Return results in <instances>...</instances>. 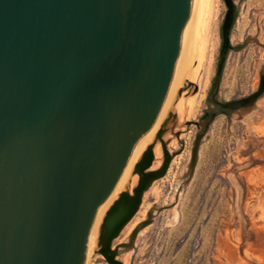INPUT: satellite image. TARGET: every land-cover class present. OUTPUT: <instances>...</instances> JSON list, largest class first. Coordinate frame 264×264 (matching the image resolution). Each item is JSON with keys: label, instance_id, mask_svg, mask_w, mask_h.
Masks as SVG:
<instances>
[{"label": "water", "instance_id": "obj_1", "mask_svg": "<svg viewBox=\"0 0 264 264\" xmlns=\"http://www.w3.org/2000/svg\"><path fill=\"white\" fill-rule=\"evenodd\" d=\"M223 2L215 87L234 21L232 0ZM203 5L0 0V264L85 263L98 207L138 142L171 116ZM185 88L197 91L189 81ZM263 93L264 79L225 107L248 106ZM162 132L161 166L148 171V148L134 167L132 195L120 193L103 218L98 253L107 264H122L112 243L168 168Z\"/></svg>", "mask_w": 264, "mask_h": 264}, {"label": "rangeland", "instance_id": "obj_2", "mask_svg": "<svg viewBox=\"0 0 264 264\" xmlns=\"http://www.w3.org/2000/svg\"><path fill=\"white\" fill-rule=\"evenodd\" d=\"M232 2L230 49L215 87L226 7L223 0L210 1L215 15L213 47L202 72L201 92L196 82H191L195 93L183 87L161 126L170 162L112 243L122 264H264V93L248 106L225 107L250 97L264 79V0ZM214 91L220 111L208 103ZM192 98L194 111L180 119L176 105ZM207 110L214 114L198 129L192 123ZM157 143L162 150L158 139ZM162 155L161 151L148 171L161 166ZM134 176L129 193L138 181ZM85 261L107 264L98 253V242Z\"/></svg>", "mask_w": 264, "mask_h": 264}, {"label": "bare ground", "instance_id": "obj_3", "mask_svg": "<svg viewBox=\"0 0 264 264\" xmlns=\"http://www.w3.org/2000/svg\"><path fill=\"white\" fill-rule=\"evenodd\" d=\"M210 1L211 0H204L203 11L199 23L194 49L190 57V60L187 64V67L184 71V74L182 76V79L179 83L175 101H178V99L182 97L181 96L182 94L180 95L179 98L177 95L184 87L186 81L194 82V83L196 82L198 85V94L201 92V84L204 78L202 72H205L206 69L205 64L207 62L208 55L213 47L212 33H213L215 15H214L213 7L212 5H210ZM193 63H195L194 66ZM194 97L196 98V96ZM180 101H182V103L176 105V109H177L178 117L180 119H184L186 118L187 114L190 115L194 111L196 107V101L193 98L186 99L185 101L183 100ZM163 122L157 125L153 130H151L146 136H144L138 142L124 170L122 171V174L120 175L118 181L116 182L114 188L112 189L111 193L104 200V202L98 207L88 236L86 258L88 257L90 252H93V250L96 249L97 242H98V249L100 247L99 236L101 233V229H100L101 223L108 209L111 207L114 201L117 200L120 193L127 192L129 195H132V192L129 193V189L132 183L136 182V178L134 176L136 174L133 168L134 165L137 163V161L144 156L148 148L152 149V153L154 157L153 161L155 162L159 161L162 150L160 149V146L157 143L156 136L161 131V126ZM155 157L157 161L155 160ZM162 160H163V155H162Z\"/></svg>", "mask_w": 264, "mask_h": 264}, {"label": "flooded vegetation", "instance_id": "obj_4", "mask_svg": "<svg viewBox=\"0 0 264 264\" xmlns=\"http://www.w3.org/2000/svg\"><path fill=\"white\" fill-rule=\"evenodd\" d=\"M216 91H214L212 93L209 92V95H208V101L209 102L208 103L211 102V108L212 109H214V110L216 109V110L220 111V110H222V108H221L219 101H217V99H216ZM213 112L214 111H210V110L205 111L203 113V117H201V119L196 122V124H197L196 127L198 129H202L204 127V124L209 120L210 116L212 114H214Z\"/></svg>", "mask_w": 264, "mask_h": 264}]
</instances>
